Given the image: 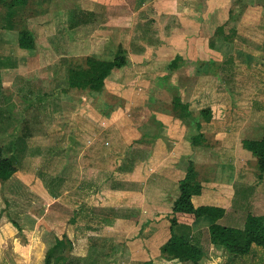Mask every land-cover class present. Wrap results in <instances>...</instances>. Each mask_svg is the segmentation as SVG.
I'll use <instances>...</instances> for the list:
<instances>
[{"label": "crops", "instance_id": "0c3cea01", "mask_svg": "<svg viewBox=\"0 0 264 264\" xmlns=\"http://www.w3.org/2000/svg\"><path fill=\"white\" fill-rule=\"evenodd\" d=\"M83 1L87 0H82V4L85 3ZM88 1L91 7L80 4L77 8L76 5L67 6V9L61 11L66 15L65 32H71L74 36L73 33L80 26H84L83 28L89 25L96 26L95 31L105 36L103 37L105 45L101 41L99 47H91L88 51L84 47L81 50L83 53L78 54L79 41L71 37L68 39L66 56L69 59L73 55H84L112 61L118 47L123 45L128 50L129 64L123 70L116 71V74L118 72V74H126L123 79L133 74L135 81L139 83L132 92L134 99L132 98L130 102L123 101L122 95L117 94L121 97L119 106L124 111L121 115L124 119L122 123H118L121 119L117 120V118L108 126L105 125L106 121L102 123L98 121V125L102 124L105 131L109 130L110 126H112L110 130L118 129L122 137L118 135L114 139L116 144L129 146L125 158L129 159L132 165H136L128 174L130 186L113 187L109 180L107 183L95 181L96 178H100L102 172L94 166L99 162L98 157L102 161L109 158L121 160L124 154L120 152L101 157L99 151L90 152V149L86 148L82 153V170L72 174L81 182L85 178L81 191L87 192L90 198L84 202L90 204L95 214L106 217L110 222L109 226L102 229L100 235L107 237L104 243L110 249L107 253L109 254L107 261L103 259L102 264H144L151 260H155V264H190L162 257V247L172 237L168 215L180 196L179 183L186 176L190 159L206 168L202 193L193 197L195 207L212 206L223 209L224 216L218 220V223L236 229L245 227L250 214L264 215V173L260 176L255 156L243 146L244 140L258 141L264 138V0ZM148 8L154 9L155 14H158L157 17L163 19L159 25H156L159 27H154V19L145 11ZM170 15L174 16L175 28L164 23ZM172 32L174 33L171 34ZM139 33L143 35L140 37L141 41ZM127 34H135L133 39H136V43L128 44L124 39ZM169 34L173 36L168 37ZM182 34L186 37H182ZM153 35L158 39H154ZM191 44L192 54L189 52ZM17 46L21 51L23 50L19 46V40ZM52 50L55 52L54 49ZM177 55H181L185 63L177 70L170 71L169 65ZM8 57L12 58L9 55ZM201 61L213 62V69L209 66L201 68ZM21 62L19 69L25 61ZM17 66L16 63L15 67L9 66L10 68H4L2 71L16 70ZM164 66L166 68L161 70ZM199 67L201 71H198ZM140 69L141 71H138ZM16 72L17 70L15 76L20 74L26 79L32 78L29 74H24L22 69ZM4 76L3 73L0 74V85L8 94L11 89L8 84L12 79L9 82ZM113 76L115 75L110 78ZM40 79L41 83L47 82L41 77ZM235 80L243 84L242 91L252 87L249 83H258L255 91H258L261 97L257 98L253 95L252 98L256 100L251 103L249 109L239 104L241 102L238 103L236 92L238 94L243 92L239 87L235 92L233 86ZM139 89H145V93L151 94L149 99H156V103L161 105V101L172 105L175 98H181L189 105L193 116L178 118L174 114L156 115L152 112L146 121L148 120L149 127L154 124L157 126L155 133L149 135L148 132L142 139L133 138L135 141L127 139L124 137V135L127 137V131L123 133V130L126 129L129 121H135L134 114L139 110L140 105L133 107L134 100L142 97ZM76 90L79 89L73 88L72 92ZM104 92L88 91L81 97L85 102L91 96L96 97L95 99L100 97L105 99L108 94L105 95ZM111 96L117 99L114 95ZM209 107H219V110L217 116L207 122L201 111ZM133 108H136L135 111H132ZM2 113L1 110L0 122H3L4 118L9 122V119H14L13 116ZM79 114V118L85 123L86 118L83 115L86 111L81 109V112H77V115ZM81 120L79 121L83 123ZM199 123L203 125V131H207L205 136L212 145H215L214 148L203 149L193 146V138L200 133ZM66 124L68 125L69 122ZM10 128L4 130V135L0 136V146L13 156L16 146L22 142L29 144L32 138L22 137L21 124ZM81 128L84 129L78 125V129ZM76 129L70 131L69 145L76 142L72 140ZM89 141L92 143L90 139ZM160 148H162V156L159 155ZM78 153H74L73 150L68 152L70 167L75 161L74 154ZM160 159L162 163L159 165ZM85 161L88 162L87 167ZM15 165L18 170L6 182L4 190L6 197H9L7 202L10 205L5 202L0 207L1 214L3 208L10 206L13 210L10 213L12 220L5 221L0 218L1 224L14 234L18 232L14 223L20 224L22 232L35 236L38 224H47L50 219L45 218L47 215L44 216L43 213L38 217V204L35 200L32 206L24 200L17 203V199L13 198V194L26 189V186H30L32 182L31 173L22 169L17 163ZM88 178L91 180L88 181ZM28 192L30 191L26 190L23 194H30ZM52 199L50 208H53L54 201H57V198ZM48 209L49 207L46 210ZM213 222L210 217L204 216L192 224L177 225L173 230L179 235L189 236L203 247L205 257L201 264H264V248L260 246L254 245L247 255L236 256L222 247L213 245L210 233ZM57 224L58 226L61 224L58 219L51 226ZM88 253L76 255L72 252V255L86 257ZM10 258L13 264H25V258L14 252H10Z\"/></svg>", "mask_w": 264, "mask_h": 264}, {"label": "rangeland", "instance_id": "374dc122", "mask_svg": "<svg viewBox=\"0 0 264 264\" xmlns=\"http://www.w3.org/2000/svg\"><path fill=\"white\" fill-rule=\"evenodd\" d=\"M36 1L38 0L31 1L29 8L24 11L25 13L23 16L24 18L26 16V25L36 36V51H21L17 46V32L4 29L5 22H0V74L3 73L5 75V80L10 82V79H12L13 81H11L10 84H8L9 82L6 83L10 85L9 88H11L8 94L3 90V86L0 85V111H3V115L6 113L14 118L9 119L10 122L7 118H4V121L0 122V136L4 135V130L16 124H21L22 131V120L26 121L27 119L26 122L30 123L34 118L38 120V114H41L42 122L39 124L40 126H38V122L35 127L32 126L34 129V136L30 140V143L26 144L22 142L20 145L16 146L15 155H13L15 163L22 169L31 173L32 182L30 186H26L27 188L24 187L26 189L13 194V198H15V200L17 199V203L23 202L24 200L32 206H34L35 200V203L38 204V217L43 213L44 216L47 215L45 218L49 217L50 220L47 221V224H38L37 235L33 236V234L22 232L21 227L16 234L12 233L5 225L1 224L0 219V264H13L12 261L10 262V252H14L16 255L25 258V264H45L47 251L50 245L54 244L53 233L62 235L63 232L72 239L74 243V254H87L88 251L89 253L86 257H76L66 253L68 260L61 264H100L104 262L103 259H106L107 255H109L107 253L110 252V249H108V246H105L104 243L107 237L100 236L102 235V229L99 231L88 229L87 218L84 214L76 216L77 222L70 223V219L74 217L75 211L80 208L81 203H84L90 208V211H93L90 204L84 202L86 199H89L90 196L87 192L81 191L82 182L85 181V178L81 182L79 178H74L72 174L77 173V170H82V153L86 148H89L90 152H93V150L99 151L101 157H105V155L110 156V153L119 154L120 152L124 154L121 160H110L109 158V160L102 161V159L97 156L99 162L94 164V166L95 169H99L102 172L100 178H96L95 181L107 183L109 180L113 187H115V185L117 187L130 186L128 174L134 170L136 165H132L129 159L125 158L129 151V146L126 147L121 143L116 144L114 139L117 138L118 135L121 136V133L117 131L118 129L110 130V127H112L110 126L108 128L109 130L106 129L105 131L102 124L98 125V121L101 123L106 121L105 125L108 126L110 123L115 122L117 118V120L121 119L118 123H122L124 119L121 115L124 111H122V108L119 106V100L123 97L125 99H122L123 101L130 102L133 98L132 92L135 91L134 89L139 83L135 81L136 78L133 74H129V76L123 79L126 74H118L119 72L116 74L115 72L113 73L115 75L113 76L114 78H108L109 82L103 90L105 91V95L108 94L105 96V99L101 97L95 99L96 97L93 98L91 96V98L85 102L81 95L88 91L79 89L76 90L77 92H72L73 89H70L68 92H64L62 88L65 86V79L69 76L68 70L71 61L74 58L82 59L87 57L84 55H73L68 59L66 56L69 44L68 39L75 37L74 40L79 41L77 53L81 54L83 53L81 50L84 49V47L85 50L88 51L91 47H99L101 41V43L105 45V40L103 38L105 36L96 32L95 30L97 27H93L92 25L85 28H83L84 26L78 27L74 33L72 32L74 36L71 35V32H65L66 15L61 11L67 9V6L76 5L77 8L82 4V0H54L49 7L47 6V11L43 14H38ZM84 4L91 7L88 0L82 5ZM145 11L149 12V17L154 19V27H159L156 25H159L163 19L157 17L158 14H155L156 11H154V9L148 8ZM0 12L5 13V7L0 6ZM22 21V24H24V20ZM174 22V16L171 15L164 21L165 24L168 23L175 28ZM173 33L174 32L171 34ZM171 34L167 36H173ZM178 35L181 34L178 33ZM138 36L141 41L140 37L143 35L139 33ZM134 37L135 34H127L124 36V39L128 44L130 43V45H133L136 43V39H133ZM182 37L186 36L182 34ZM153 38L158 39L155 35H153ZM52 49H54L55 52H53ZM192 49L193 45L191 44L190 53ZM8 55L12 56V58L9 59ZM21 61L25 62L20 69H22L24 74H29V77H32L31 79H26L20 74L17 76L14 75L16 70L17 72L20 70ZM14 63L18 64L15 68L16 70L9 69L8 71H2L9 66L15 67ZM165 68L164 66L161 70ZM138 71H141V69ZM40 77L47 82L43 81V83H41ZM242 85L243 84L235 80L233 83L235 92L238 87L239 90L242 91ZM249 85L252 87L242 91L243 94H238V92H236L238 103L241 102L239 104L243 105L246 109H249L251 103L256 100L252 98L253 95L257 96V98L261 97L258 91H255L258 83H249ZM52 88H55L53 90L55 95L50 94V96L45 99L46 102L39 105L38 109V102L34 101L36 95L38 92H41L40 95H43L42 93L44 92L51 93ZM144 90L145 89H139L142 97L134 100L135 104L133 107L140 105L139 110L134 114L135 121H129L128 126L123 130V133L127 131L128 134L127 137L123 134L124 137L134 141L135 139L133 138L142 139V137H146V133L148 132L150 133L149 135L155 133L157 126L154 124V126L149 127L150 124H148V120L146 121V119L149 118V114L152 112L156 113V115L163 113L170 116L174 114L172 105L162 102L161 100L162 105L156 103V99L150 100L149 96L151 94L145 93ZM117 94L122 96L120 97ZM111 95H117L115 96L117 99L113 98ZM34 102L36 104H34ZM31 103H33L32 106L30 105ZM81 109H83L84 112L86 111V114L83 115V117L86 118L85 123L84 120L79 118L80 114L77 115V112H81ZM135 109L136 108H133L132 111H135ZM128 117H130V115ZM110 119L114 121H109ZM79 120L83 121L84 124ZM67 122H69L68 125L66 124ZM78 125H81L84 129H78ZM119 125L121 124H118V126ZM74 128L77 129L74 131L75 137L72 140H76V142L69 145L68 140L71 137L70 131L74 130ZM162 128L163 127H161V130ZM38 129H40L39 132ZM8 131L10 132L11 130ZM205 133H207V131H205ZM207 141L210 142L209 139H207ZM214 147L215 145L206 149H212ZM71 150H73L74 153H79L74 154V165L72 164L70 167V160L67 154ZM161 151L162 148H160L159 154L162 156L163 153H161ZM37 152L38 155H36ZM158 162L160 165L162 160L160 159ZM87 166L88 162L85 161V167ZM85 169L87 170L88 168ZM122 170H125V172H122ZM205 171V166H202L203 177L204 173H206ZM261 175L260 172V176ZM58 179H61V181L58 182ZM90 180L91 179L88 178V181ZM5 187L6 183L0 184V207L9 199L4 192ZM26 190H29L30 192L28 193L30 194H23ZM52 190L57 194L52 193ZM52 198H57V201H54L53 208H50V203H53ZM48 207L49 209L47 211L46 209ZM12 211L10 206L3 208L0 218L5 221L12 220V215L10 214ZM56 219H58L61 224H59V226L58 224L51 226ZM92 224H96V221H93ZM32 241L34 242L31 243Z\"/></svg>", "mask_w": 264, "mask_h": 264}, {"label": "trees", "instance_id": "16d2710c", "mask_svg": "<svg viewBox=\"0 0 264 264\" xmlns=\"http://www.w3.org/2000/svg\"><path fill=\"white\" fill-rule=\"evenodd\" d=\"M32 0H0V6L5 7V13L0 12V22L4 21V29L16 31L18 33L19 46L25 51L34 52L37 50V40L34 32L26 25V16L24 11L29 8ZM54 0H38V14H43L47 11ZM37 8V7H36ZM3 10V9H2ZM22 12V13H21ZM19 16V19H18ZM24 20V24H22ZM185 63L181 55L169 65L170 71L177 70ZM210 61H201L200 67L209 66L213 69ZM129 64L128 50L120 45L116 52L115 58L112 61L100 60L95 57L87 56L82 59L74 58L69 66V76L65 79V86L62 88L64 92L70 89L77 88L84 91L102 92L107 80L113 73L123 70ZM198 71H201V68ZM33 93L32 91H30ZM38 92L34 101L39 105L43 104L45 99L50 94L55 95V92L42 93ZM42 102V103H41ZM34 104H36L34 102ZM31 106L33 103L30 104ZM174 115L178 118L192 117L193 111L190 110L188 104L184 103L181 98H175L173 104ZM219 107H209L201 111V115L207 122H210L217 116ZM37 117V115H36ZM38 120L32 119L31 122L22 121V137L30 139L34 136V129L38 122H42L41 114H38ZM200 133L193 138L194 147H202L203 149L213 147L207 141L203 125L198 124ZM40 129H38L39 132ZM14 132H17L14 130ZM243 146L245 149L252 152L256 158V166L264 173V138L262 140H244ZM14 157L8 153L4 147L0 146V184L6 183L17 172ZM202 166L195 160H189V166L186 176L180 181L179 189L180 196L175 202V206L168 217L172 228L171 239L162 247V257L168 260H179L180 262H189L190 264H201L200 262L205 257L203 247L191 239L187 235H179L173 229L177 225L192 224L204 216L210 217L214 222L210 227L211 242L215 246L222 247L228 253L243 256L249 254L254 245L264 248V215L257 216L250 214L245 227L236 229L222 226L218 220L224 216L225 211L221 208L212 206L195 207L193 197L200 195L203 190ZM62 179V178H61ZM61 179L57 181L60 182ZM52 193L57 194L54 190ZM84 214L87 218V227L90 230L99 231L105 226H109V221L106 217H101L90 211V208L85 204H81L80 208L75 211V215L70 219V223L77 222L76 216ZM96 221V224L92 222ZM20 229V225L14 223ZM68 224V223H67ZM57 229V228H56ZM57 233V232H56ZM54 244L49 247L45 264H61L68 260L66 253L72 254L74 249L73 241L66 233L55 234ZM85 260V259H81ZM98 264V263H97ZM102 264V263H100ZM144 264H155V260L145 262ZM166 264V263H164Z\"/></svg>", "mask_w": 264, "mask_h": 264}]
</instances>
